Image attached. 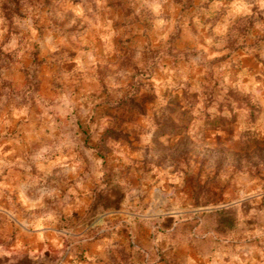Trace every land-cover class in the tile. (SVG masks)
<instances>
[{"label":"rangeland","instance_id":"1","mask_svg":"<svg viewBox=\"0 0 264 264\" xmlns=\"http://www.w3.org/2000/svg\"><path fill=\"white\" fill-rule=\"evenodd\" d=\"M0 264H264V0H0Z\"/></svg>","mask_w":264,"mask_h":264}]
</instances>
